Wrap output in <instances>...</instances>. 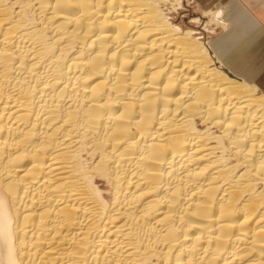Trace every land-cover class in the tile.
<instances>
[{
	"label": "bare ground",
	"instance_id": "bare-ground-1",
	"mask_svg": "<svg viewBox=\"0 0 264 264\" xmlns=\"http://www.w3.org/2000/svg\"><path fill=\"white\" fill-rule=\"evenodd\" d=\"M169 2L0 0V264H264V91Z\"/></svg>",
	"mask_w": 264,
	"mask_h": 264
},
{
	"label": "crops",
	"instance_id": "crops-1",
	"mask_svg": "<svg viewBox=\"0 0 264 264\" xmlns=\"http://www.w3.org/2000/svg\"><path fill=\"white\" fill-rule=\"evenodd\" d=\"M225 19L230 21L229 29L222 35L213 39L218 46H225V55L230 56V52L237 54V49L243 43L246 47L235 60L224 58L228 65L241 75L250 78L260 87H264V15L260 14L261 8L254 9L245 0H227ZM232 2V7L228 6ZM249 2V1H248ZM264 9V8H263ZM221 53V54H222ZM246 60L249 72L246 68H241L237 61ZM252 72V73H251ZM249 73V74H248Z\"/></svg>",
	"mask_w": 264,
	"mask_h": 264
},
{
	"label": "rangeland",
	"instance_id": "rangeland-1",
	"mask_svg": "<svg viewBox=\"0 0 264 264\" xmlns=\"http://www.w3.org/2000/svg\"><path fill=\"white\" fill-rule=\"evenodd\" d=\"M170 2L166 6L167 12L173 18V21L176 24H181L183 28H193L198 35L205 37L208 41L212 42L214 49L216 50L215 53L222 59L224 65L233 71L236 75L244 76L236 72L232 69L227 61L224 58H230L231 60H235L239 54L244 50L246 47L245 44H241L239 48L236 50L237 54L230 52V56L225 55L223 58V53L226 52L225 46H218L217 41H213L214 38L224 34L230 27V21L225 19L224 16V24L215 23L213 18V13L217 11L219 8L224 9L226 13V5H228L229 1L227 0H180V5L176 4V0H169ZM238 1V0H237ZM240 1V0H239ZM238 1V2H239ZM247 4H251L254 9L261 8L260 14L264 15V0H245ZM249 1V2H248ZM173 2V3H172ZM175 2V3H174ZM226 4V5H225ZM174 5V6H173ZM232 2H230L228 8L232 7ZM177 8V9H176ZM207 12V13H206ZM222 53V54H221ZM246 60L240 59L237 61L238 65L243 68L245 67L247 72H249L248 64L245 62ZM252 73V72H251ZM249 74V73H248ZM246 77V76H244ZM248 78V77H247ZM248 80L253 82L250 78ZM258 85V84H257ZM259 86V85H258ZM260 87V86H259ZM264 91V87H260Z\"/></svg>",
	"mask_w": 264,
	"mask_h": 264
}]
</instances>
